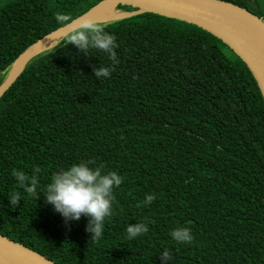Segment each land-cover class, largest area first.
Masks as SVG:
<instances>
[{
    "label": "trees",
    "instance_id": "trees-1",
    "mask_svg": "<svg viewBox=\"0 0 264 264\" xmlns=\"http://www.w3.org/2000/svg\"><path fill=\"white\" fill-rule=\"evenodd\" d=\"M100 1L0 0V85L28 46ZM221 1L264 21V0ZM98 23L118 45L108 78L92 68L112 62L64 46L65 35L0 97V234L56 264H160L164 249L171 264H264V98L249 68L181 20L142 11ZM89 158L123 177L99 240L86 217L66 227L42 196L8 204L22 191L12 172L39 166V190ZM145 194L155 199L138 207ZM141 220L149 231L127 239ZM176 224L190 227V245L171 239Z\"/></svg>",
    "mask_w": 264,
    "mask_h": 264
},
{
    "label": "clouds",
    "instance_id": "clouds-1",
    "mask_svg": "<svg viewBox=\"0 0 264 264\" xmlns=\"http://www.w3.org/2000/svg\"><path fill=\"white\" fill-rule=\"evenodd\" d=\"M67 17L59 15L58 22L63 23ZM72 44L77 50L83 51L85 56L90 50L103 53L112 63L104 66H95L92 72L97 80L108 78L113 66L119 63L115 49L118 47L116 37L106 30V26L90 18H83L78 27L73 28L64 37V46ZM104 165H97L95 160L89 158L71 163L53 173L50 180L42 189L38 190L39 166L33 167L31 174L23 169L11 173L22 191H13L8 196V204L12 207L18 205L22 196L27 194L37 200L41 196L44 203L51 205L69 226L72 221L86 217L85 231L90 234L93 241L103 236L105 220L113 214L115 200L114 189L119 188L123 177L116 171H104ZM43 192V195H41ZM155 199L154 194H145L138 207L148 206ZM149 231V224L143 220L126 225V238L134 240ZM170 237L177 245H190L194 239L190 227L176 224L170 230ZM171 252L164 249L159 253L160 264H171Z\"/></svg>",
    "mask_w": 264,
    "mask_h": 264
},
{
    "label": "water",
    "instance_id": "water-1",
    "mask_svg": "<svg viewBox=\"0 0 264 264\" xmlns=\"http://www.w3.org/2000/svg\"><path fill=\"white\" fill-rule=\"evenodd\" d=\"M82 16L58 27L28 46L15 60L0 85V97L22 73L28 61L50 40L61 39L78 27ZM139 12H149L194 24L221 40L249 68L264 98V21L247 10L221 0H117ZM125 17V16H124ZM118 19V18H116ZM114 20V19H112ZM110 21V20H104ZM98 22V21H96ZM103 22V21H100ZM56 44V43H55ZM39 49V50H38ZM0 264H56L45 256L0 234Z\"/></svg>",
    "mask_w": 264,
    "mask_h": 264
},
{
    "label": "bare ground",
    "instance_id": "bare-ground-1",
    "mask_svg": "<svg viewBox=\"0 0 264 264\" xmlns=\"http://www.w3.org/2000/svg\"><path fill=\"white\" fill-rule=\"evenodd\" d=\"M117 5H118L117 0H104L102 3L96 6L93 10H91L88 14H86L83 18H90L94 21L100 22L104 20H112V19L127 16L128 13L117 11L116 9ZM57 41L58 39L50 40L47 43H45L43 46H41L39 49L46 50L52 47Z\"/></svg>",
    "mask_w": 264,
    "mask_h": 264
},
{
    "label": "rangeland",
    "instance_id": "rangeland-1",
    "mask_svg": "<svg viewBox=\"0 0 264 264\" xmlns=\"http://www.w3.org/2000/svg\"><path fill=\"white\" fill-rule=\"evenodd\" d=\"M224 52H226V50H224Z\"/></svg>",
    "mask_w": 264,
    "mask_h": 264
}]
</instances>
